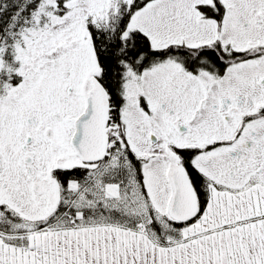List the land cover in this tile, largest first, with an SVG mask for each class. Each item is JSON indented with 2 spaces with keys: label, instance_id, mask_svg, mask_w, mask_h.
<instances>
[{
  "label": "snow or ice",
  "instance_id": "1",
  "mask_svg": "<svg viewBox=\"0 0 264 264\" xmlns=\"http://www.w3.org/2000/svg\"><path fill=\"white\" fill-rule=\"evenodd\" d=\"M0 264H264V0H0Z\"/></svg>",
  "mask_w": 264,
  "mask_h": 264
}]
</instances>
